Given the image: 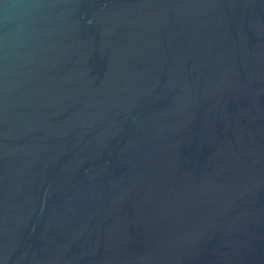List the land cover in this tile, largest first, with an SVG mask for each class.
I'll use <instances>...</instances> for the list:
<instances>
[{"label": "water", "instance_id": "water-1", "mask_svg": "<svg viewBox=\"0 0 264 264\" xmlns=\"http://www.w3.org/2000/svg\"><path fill=\"white\" fill-rule=\"evenodd\" d=\"M0 264H264V0H0Z\"/></svg>", "mask_w": 264, "mask_h": 264}]
</instances>
